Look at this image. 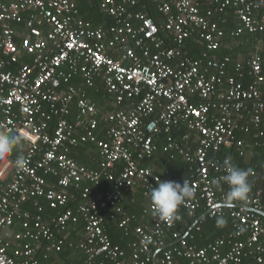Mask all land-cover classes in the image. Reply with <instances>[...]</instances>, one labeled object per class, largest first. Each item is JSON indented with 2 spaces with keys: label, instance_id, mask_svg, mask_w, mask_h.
I'll use <instances>...</instances> for the list:
<instances>
[{
  "label": "built area",
  "instance_id": "2783aa9c",
  "mask_svg": "<svg viewBox=\"0 0 264 264\" xmlns=\"http://www.w3.org/2000/svg\"><path fill=\"white\" fill-rule=\"evenodd\" d=\"M88 1L97 2L112 24L93 27L78 17L73 0H0V131L20 135L27 145L23 169L0 163V233L16 222L25 230L14 235L13 256L8 254L12 243L0 237V264H39L41 243H47L48 252H61L63 242L56 235L79 222L84 224L80 248L90 259L102 257V264H153L156 251L161 253L157 264H175L176 259L264 264V217L258 214H264L262 193L250 192L246 201L232 203L252 211L225 206L228 188L217 189L212 182L226 174L224 161L230 158H211L224 150L245 157L238 136L252 130L264 140V53L258 52L256 40V50L231 68L230 55H208L223 45L226 34L219 26L227 22L229 9L240 26L227 36L263 34L264 0H151L163 18L159 26L147 14L131 11L139 0ZM193 38L206 48L200 58L188 54L186 41ZM75 75L87 88L101 79L121 107L102 117L109 125L103 140L96 105L81 87L69 86ZM66 116H72L71 123ZM52 118L58 121L49 132ZM179 127L186 129L181 144L170 137ZM160 132L169 135L164 150L178 151L188 164L185 180L195 190L172 223L154 216L150 190L159 181L174 180L140 166L157 150L154 139ZM84 143L97 146L100 170L72 158ZM118 162L124 167L116 176ZM257 175L251 170L249 178ZM102 177L112 183L105 192L98 191ZM83 184L82 203L75 210L66 208L67 189ZM136 189L147 201V223L131 228L134 217L121 203ZM39 199L58 215L46 221ZM29 200L37 208L34 216L22 211ZM202 208L208 219L228 218L232 232L198 247L187 241L193 239L190 233L182 236L181 211L192 218ZM105 217L132 233L125 249L104 233Z\"/></svg>",
  "mask_w": 264,
  "mask_h": 264
},
{
  "label": "trees",
  "instance_id": "16d2710c",
  "mask_svg": "<svg viewBox=\"0 0 264 264\" xmlns=\"http://www.w3.org/2000/svg\"><path fill=\"white\" fill-rule=\"evenodd\" d=\"M77 11L78 17L82 20L90 23L93 27L97 26H109L112 24L111 18L104 15L97 2H89L88 0H78L77 1ZM132 12H142L147 14L150 18H152L155 23L159 26L162 23V16L157 11L156 5L151 0H139V4L136 7L131 8ZM228 16L226 17L227 23L220 24V29L223 30L226 34L224 38L223 46L216 52L208 53L209 56L215 57L217 59H223L229 54H231V46L232 41L228 38L227 34L230 30L238 28L239 23L235 20L233 9H229ZM246 44L248 51H251L255 46V41H260L261 46V54L264 53V33L263 34H256V35H245L242 38ZM186 48L188 50L189 56L193 58H200L201 55L206 51V48L203 44L199 43L195 38L189 39L186 41ZM237 52V50H236ZM235 53V52H234ZM232 63L229 65L230 68L232 64L237 62L236 55L232 57ZM23 59H27L26 57ZM230 74H233L230 71ZM249 81L246 79V82ZM71 84L74 85L72 81ZM107 93L105 92L103 83L100 79L96 81L95 87L89 88L86 90V97L90 99L97 107L98 111V120L99 127L102 129V135H100L99 139H105L104 132L108 129V124L103 122L102 116L112 110L111 107H103V100H105L104 96ZM113 100V99H112ZM136 102L138 99L135 100ZM111 103H114L111 102ZM121 107L116 108L115 111L119 110ZM47 111V110H45ZM58 120L56 118H52L49 122V126L52 127ZM68 122H72V118H68ZM186 133V129L184 127H179L173 129L170 134V137L173 141L177 142V144H181V138ZM257 132L252 130L247 135H239L238 138L241 139L244 143L243 149L250 151V160L246 161L245 158L238 157L236 153L230 150H224L220 155L212 157L218 158H226L229 157L232 160V163L245 170H252L255 171L258 175L256 177L249 178L251 183V192L261 191L262 193V203L264 205V140L258 138ZM167 134L160 132L155 135L154 145L157 147V150L152 155L150 159H144L141 161V167L150 169L154 174H160L162 171L167 170L171 176V178L176 181L177 183H182L186 178L189 176L188 172V164L185 162L183 157L178 153L176 150H164L167 146L168 139ZM26 146L23 144L22 147L14 150V152L9 157L13 162L16 160L17 156L24 157L26 153ZM133 151V149H131ZM72 158L81 166H84L91 170H100V157H99V150L95 144L84 143L79 144L71 154ZM124 165L122 162H118L115 166V175L117 176L118 173L123 169ZM155 167H158V170H154ZM46 181L49 185H55V179L51 176L45 177ZM112 183L109 182L105 177L101 178L100 186L98 188L99 192H105L111 189ZM86 185H81L78 189L74 187L67 189L69 193V200L67 203L68 209L75 210L81 203V190L84 189ZM217 189H225L228 188L226 184L221 183L220 185H215ZM136 192L130 196H123L122 199V208L124 211L129 215L133 216L134 220L131 223V228L137 226L143 217V210L146 208L147 201L143 196V191L141 189H136ZM134 200L132 203L130 202ZM39 203L43 207V218L48 221L58 215V211L51 210L48 204L43 200L39 199ZM22 211H26L30 213L31 216L37 214V208L33 206V200H29L26 204L22 206ZM61 212V211H60ZM205 210L202 208L197 212L195 217H188L186 212L181 211L183 216V232L182 236L186 234V232L190 229V227L204 214ZM217 218L214 219H205L202 222L197 223L195 228H193L190 232V236L193 237L192 240L187 238L189 244H196L199 247L205 246L208 242L220 239L222 237H227L232 232V226L230 220L228 218H224L227 223L224 226H218L216 221ZM17 223V222H16ZM18 232H24L25 230L22 228L21 224L18 223ZM83 222H79L76 225H69L67 230L64 233H58L57 240H62L63 246L62 250L59 253L55 252H48L46 250L47 243H41L40 246V253L37 252V260L39 264H102L103 258L98 257L95 259H90L89 255L80 248L81 243L83 242ZM104 233L108 236L111 243L113 245H118L121 248H126L127 244L133 240L132 233H125L123 230L118 229L117 225L110 221L108 217H105L104 223L102 225ZM199 228V231L196 230ZM171 243L167 241L166 244ZM177 246V245H175ZM174 246V247H175ZM12 249L8 250V254L13 256L11 251ZM39 253V255H38ZM104 264H109L108 262H104ZM175 264H187L186 260L184 259H176ZM240 264H250V259H243Z\"/></svg>",
  "mask_w": 264,
  "mask_h": 264
},
{
  "label": "clouds",
  "instance_id": "9594fccd",
  "mask_svg": "<svg viewBox=\"0 0 264 264\" xmlns=\"http://www.w3.org/2000/svg\"><path fill=\"white\" fill-rule=\"evenodd\" d=\"M23 142L24 138L18 134L0 131V160L8 159L14 150L22 147ZM14 163L19 169L25 167V159L22 156H17ZM224 167L226 174L217 180H213L212 183L214 185L223 183L228 186L224 199L225 206H231L233 202L246 201L251 192V183L249 181L251 170L235 166L230 159H225ZM194 196L195 190L186 180L182 184L174 181H159L156 187L150 190L154 216L159 221L167 223L179 220L178 211L180 206L186 201L193 199ZM216 223L218 226H224L227 221L221 215L217 218Z\"/></svg>",
  "mask_w": 264,
  "mask_h": 264
},
{
  "label": "crops",
  "instance_id": "0c3cea01",
  "mask_svg": "<svg viewBox=\"0 0 264 264\" xmlns=\"http://www.w3.org/2000/svg\"><path fill=\"white\" fill-rule=\"evenodd\" d=\"M74 1V3L76 4V8H77V1L78 0H73ZM263 10H264V7H263ZM228 16V12L224 15V17L226 18ZM234 17H235V15H234ZM81 19V18H80ZM227 20V19H226ZM236 20V19H235ZM237 21V20H236ZM238 22V21H237ZM227 23V22H226ZM225 23V24H226ZM239 23V22H238ZM239 26H240V23H239ZM18 29H20V27H18ZM235 29H237V28H235ZM21 30V29H20ZM232 30H234V29H232ZM232 30H230V31H232ZM245 35H249V34H244L243 36H241V37H239L238 39H232V38H230L229 36H228V38L233 42L232 43V46H231V50H232V52H231V54H229L231 57H234V55H236V60L237 61H241V62H243L244 60H246V58H247V56H248V54L249 53H251V52H254L256 49L253 47V49L251 50V51H248V49H247V47H246V44H245V42L246 41H244L242 38L245 36ZM253 36V35H252ZM260 42V41H259ZM247 43V42H246ZM222 44H224V40H223V43ZM255 45V44H254ZM261 45V44H260ZM259 45V47H260V49H262L261 48V46ZM223 46V45H222ZM236 50H237V52H236ZM235 52V53H234ZM258 52H261V50L260 51H258ZM262 55H263V53H262ZM27 58V57H26ZM233 59V58H232ZM23 60H25V59H23ZM26 62H29V59L27 58L26 60H25ZM98 80V79H97ZM96 80V81H97ZM101 80V79H100ZM74 82V85L73 84H71V82ZM102 81V80H101ZM69 86H74V87H81L83 90H84V92H85V94H86V90L87 89H89V88H87V87H85L84 85H83V81H82V78H81V76L80 75H75V76H73L72 77V79H71V81H70V83H69ZM105 89V88H104ZM106 92V91H105ZM107 96H104L105 98V100H103L104 102H102L103 103V107H111V108H113L112 110H110L109 112H107V113H105L103 116H105L106 114H109L110 112H113V111H115V107L116 108H118V107H120V106H118V105H116L115 103H111V102H113V100H112V98L108 95V94H106ZM97 108V107H96ZM45 110H46V108H45ZM71 111H74V110H71ZM97 113H98V111H97ZM102 116V117H103ZM68 118H72V116H66L65 117V119H66V121H68ZM57 119V118H56ZM58 120V119H57ZM50 122V121H49ZM55 126V124L52 126V127H50L49 128V132H51L52 131V129H53V127ZM23 144L27 147V145H26V143L25 142H23ZM245 159L244 160H246V161H249L250 160V151L249 150H246V152H245V157H244ZM2 161H6V162H10V163H13V161L10 159V158H8V159H5V160H0V163L2 162ZM154 168V167H153ZM154 170H158V167H155L154 168ZM166 174L170 179H172L171 178V176H170V174H169V172L167 171V170H164V171H162L160 174ZM2 183H0V188L2 187ZM136 191L135 190H133V191H131L129 194H125V196H127V197H130V196H132L134 193H135ZM134 200H132L131 199V203L133 202ZM147 206V205H146ZM204 215V214H203ZM202 215V216H203ZM201 216V217H202ZM200 217V218H201ZM199 218V219H200ZM205 219H207L206 217L204 218V219H202L200 222H202L203 220H205ZM145 223H147V219L144 217V218H142V220H141V222L138 224V225H140V224H145ZM18 223H15L14 224V226L13 227H11V228H7L6 230H4V231H1V233H0V237H2L3 239H5V240H7V241H10L11 243H12V253H13V249L15 248V241H14V235L16 234V231H17V229H18ZM18 233H20V232H18ZM223 238V237H222ZM196 245V244H195ZM199 247V246H198ZM202 247H204V246H202ZM39 251V250H38ZM39 253H40V251H39ZM39 253H38V255H39ZM160 252L158 253L157 251L153 254V260H154V257H155V260H156V262L158 261V259H159V256H160ZM157 264V263H156Z\"/></svg>",
  "mask_w": 264,
  "mask_h": 264
},
{
  "label": "water",
  "instance_id": "95a60500",
  "mask_svg": "<svg viewBox=\"0 0 264 264\" xmlns=\"http://www.w3.org/2000/svg\"><path fill=\"white\" fill-rule=\"evenodd\" d=\"M236 207V208H244L245 210H247V211H252V209L251 208H249V207H245V206H242V205H231V206H228V207ZM260 216H263L264 217V214L263 213H261V212H259L258 213ZM206 215H207V213H205L200 219H198L191 227H190V229L187 231V233H186V235H188L190 232H191V230L194 228V226L197 224V223H199L202 219H204L205 217H206ZM158 253H159V251H158ZM153 264H156V260H155V257H154V260H153Z\"/></svg>",
  "mask_w": 264,
  "mask_h": 264
}]
</instances>
